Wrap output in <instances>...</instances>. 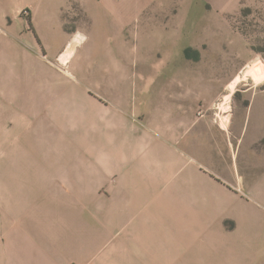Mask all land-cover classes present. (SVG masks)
Masks as SVG:
<instances>
[{
    "label": "crops",
    "instance_id": "obj_1",
    "mask_svg": "<svg viewBox=\"0 0 264 264\" xmlns=\"http://www.w3.org/2000/svg\"><path fill=\"white\" fill-rule=\"evenodd\" d=\"M53 1L0 0V264H264V180L230 186L241 175L218 172L236 154L249 109L219 124L218 85L175 72L139 90L114 58L112 73L102 65L94 82L72 73L58 89L57 76L35 75L23 43L11 40L27 27L9 21ZM81 1L77 16L97 22L102 2L121 19L155 0ZM189 1L225 12L244 0ZM30 26L59 31L51 20ZM85 27L68 31L76 36L62 59L99 28ZM250 145L264 157V136Z\"/></svg>",
    "mask_w": 264,
    "mask_h": 264
},
{
    "label": "rangeland",
    "instance_id": "obj_2",
    "mask_svg": "<svg viewBox=\"0 0 264 264\" xmlns=\"http://www.w3.org/2000/svg\"><path fill=\"white\" fill-rule=\"evenodd\" d=\"M125 2L128 6L140 7L150 0ZM106 4L101 3V8L106 6L105 15L97 22L95 18L77 16L84 14L81 0H57L45 7L25 6L20 15L9 21L11 25H25L26 33L10 35L11 40L23 43L24 56L31 60L35 75L43 79L57 76L58 89L67 88L72 73L86 76L91 82L101 75L102 65L107 74L112 73L113 58L121 61L123 76L130 74L139 80V90L145 89L147 80L152 87L155 84L152 78L161 79L175 72L184 73L188 84L203 79L218 85L221 91L215 103H221L224 96L232 98L226 105L230 104L231 117L236 109V122L249 109L236 154L223 159L218 172L223 176H231L232 172L241 175L239 180L232 177L228 181L230 186L264 180V157L258 160L256 156L262 146L250 145L255 134L258 138L264 136V0H244L238 9L225 12H211L209 3L202 1L155 0L150 8L126 14L123 11L121 19L112 10L108 11ZM50 10L55 13L53 18L43 12ZM30 19L35 22L32 26ZM45 20L58 25L59 31L34 34L28 28L39 26ZM76 26L99 28L97 32L83 34L85 38L74 49L75 53L69 60L62 59L67 43L76 36L68 31L75 30ZM62 28L67 32L60 31ZM237 77H243L244 81L237 85L238 90L231 97L227 87ZM241 195L251 199L247 193ZM239 234L235 230L237 237Z\"/></svg>",
    "mask_w": 264,
    "mask_h": 264
},
{
    "label": "bare ground",
    "instance_id": "obj_3",
    "mask_svg": "<svg viewBox=\"0 0 264 264\" xmlns=\"http://www.w3.org/2000/svg\"><path fill=\"white\" fill-rule=\"evenodd\" d=\"M80 41H81V37L79 36V37H77L75 39L74 43H78ZM73 50H74V46L72 45L70 50L63 56V58H67L73 52ZM243 81H244L243 77H237L236 80H234L231 84H229V86L227 88L229 90V93H230L231 97L233 95H235L234 93L237 90L236 89L237 85L239 83L243 82ZM230 101H232V98H225V96H224L223 101L219 104L221 111L224 112V114L221 115L222 125H227L229 123L230 119H231V115L228 114V112H229V110L231 108L229 106L230 104L228 106L226 105V104L230 103Z\"/></svg>",
    "mask_w": 264,
    "mask_h": 264
},
{
    "label": "built area",
    "instance_id": "obj_4",
    "mask_svg": "<svg viewBox=\"0 0 264 264\" xmlns=\"http://www.w3.org/2000/svg\"><path fill=\"white\" fill-rule=\"evenodd\" d=\"M219 104L220 102L214 103L213 110H214V116L216 117L217 121H220L221 123L222 120L221 115L224 114V112L221 111Z\"/></svg>",
    "mask_w": 264,
    "mask_h": 264
}]
</instances>
